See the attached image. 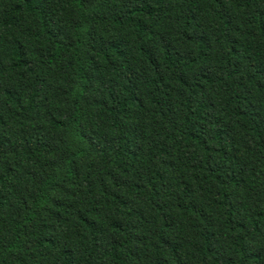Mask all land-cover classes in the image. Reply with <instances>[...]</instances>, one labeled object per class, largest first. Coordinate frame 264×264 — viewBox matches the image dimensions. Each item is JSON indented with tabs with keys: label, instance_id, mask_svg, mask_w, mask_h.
<instances>
[{
	"label": "trees",
	"instance_id": "trees-1",
	"mask_svg": "<svg viewBox=\"0 0 264 264\" xmlns=\"http://www.w3.org/2000/svg\"><path fill=\"white\" fill-rule=\"evenodd\" d=\"M0 264H264V0H0Z\"/></svg>",
	"mask_w": 264,
	"mask_h": 264
}]
</instances>
